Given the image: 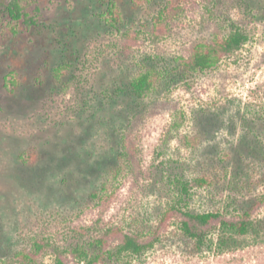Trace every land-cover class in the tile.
I'll return each instance as SVG.
<instances>
[{"label":"rangeland","instance_id":"rangeland-1","mask_svg":"<svg viewBox=\"0 0 264 264\" xmlns=\"http://www.w3.org/2000/svg\"><path fill=\"white\" fill-rule=\"evenodd\" d=\"M13 1L0 0V261L30 250L36 238L70 248L80 228L95 226L102 206L90 194L134 118L141 168L117 185L100 215L107 221L153 220L179 195L176 177L194 180L214 167L224 196L233 187L230 167L259 151L258 130L244 113L264 106V0H23L26 15L17 22L6 9ZM110 3L123 15L120 33L104 21ZM162 11L169 33L157 38L152 24ZM11 22L17 34L3 35ZM217 30H242L249 41L189 87L171 85L147 100L130 92L141 65L173 67L175 56ZM124 31L135 39L130 51ZM58 66L67 73L55 83ZM177 110L185 120L175 131ZM29 152L34 162L25 164L19 156ZM219 195L200 190L189 206H219ZM214 256H187L173 241L146 264H264V236ZM53 258L45 251L44 262Z\"/></svg>","mask_w":264,"mask_h":264},{"label":"trees","instance_id":"trees-1","mask_svg":"<svg viewBox=\"0 0 264 264\" xmlns=\"http://www.w3.org/2000/svg\"><path fill=\"white\" fill-rule=\"evenodd\" d=\"M149 1L132 0L134 5ZM24 6L23 0L13 1L6 6L7 14L17 22L26 15ZM164 12H159L153 19L152 31L157 38L169 33L170 20ZM103 17L108 27L121 32L118 24L123 21V15L116 3L108 5ZM17 32V23L11 22L3 35ZM122 35L123 49L130 51L135 40L133 33L124 31ZM248 41V34L242 30L228 33L214 31L209 37L192 42L184 54L175 56L173 67L141 65L132 74L128 88L137 99L147 100L162 95L171 85L182 83L189 87L195 76L213 70L223 59L234 56ZM66 73L63 66L54 68V82L58 83ZM244 115L249 118H245V123H253L258 130L254 136L260 140L259 151L254 147L252 159L242 158L240 163L230 167L233 187L224 196L219 192L220 188L216 187L219 181L216 180L214 167L194 180L176 177L173 183L179 189V195H174L172 202L153 220L136 217L129 223H115L100 217L111 207L117 185L141 168L140 135L134 126L137 118H134L120 134L115 163L104 170L102 182L90 194L92 201L102 206L95 226L80 228V237L70 248L56 247L45 237L36 238L30 250L22 248L14 259L1 260V264H47L43 260L45 251L53 253L50 264H146L151 252L163 249L173 241L187 256H198L209 251L216 258L263 237L264 106H246ZM175 117L172 128L178 131L185 120V113L177 110ZM248 129L250 132V127ZM195 139H198L197 136ZM188 141L192 139L186 137L185 143L188 144ZM27 156L23 153L19 159L25 164L33 163V155L30 156L29 152ZM200 190L215 196L216 193L220 194L219 197H223L218 200L221 205L207 210L192 209L190 201Z\"/></svg>","mask_w":264,"mask_h":264}]
</instances>
